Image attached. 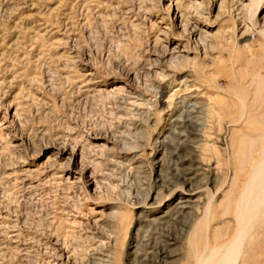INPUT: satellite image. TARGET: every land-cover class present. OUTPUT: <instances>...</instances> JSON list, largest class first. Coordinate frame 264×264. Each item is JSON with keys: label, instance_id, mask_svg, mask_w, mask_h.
Segmentation results:
<instances>
[{"label": "rangeland", "instance_id": "rangeland-1", "mask_svg": "<svg viewBox=\"0 0 264 264\" xmlns=\"http://www.w3.org/2000/svg\"><path fill=\"white\" fill-rule=\"evenodd\" d=\"M263 113L264 0H0V264H129L176 121L220 156Z\"/></svg>", "mask_w": 264, "mask_h": 264}, {"label": "bare ground", "instance_id": "bare-ground-1", "mask_svg": "<svg viewBox=\"0 0 264 264\" xmlns=\"http://www.w3.org/2000/svg\"><path fill=\"white\" fill-rule=\"evenodd\" d=\"M173 126L178 138L162 139V147L169 143L163 151L168 160L158 165L155 178L164 192L137 212L140 223L134 230L143 238L131 236L129 264H174L176 247L169 246L178 244L176 232L197 243L193 264H264V126L254 136L260 140L256 145L243 146L244 134L223 139L220 156L212 146L200 149L206 126L198 116L186 115ZM220 187L226 189L216 203L212 197ZM217 216L225 217L220 231L209 227ZM121 220L125 236L130 219Z\"/></svg>", "mask_w": 264, "mask_h": 264}]
</instances>
